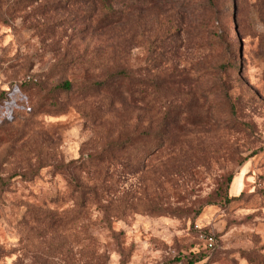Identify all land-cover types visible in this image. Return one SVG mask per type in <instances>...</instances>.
Returning a JSON list of instances; mask_svg holds the SVG:
<instances>
[{"label": "rangeland", "instance_id": "1", "mask_svg": "<svg viewBox=\"0 0 264 264\" xmlns=\"http://www.w3.org/2000/svg\"><path fill=\"white\" fill-rule=\"evenodd\" d=\"M92 1L0 0V264H264V0H215L220 72L185 32L141 43L187 0L116 3L111 32Z\"/></svg>", "mask_w": 264, "mask_h": 264}, {"label": "trees", "instance_id": "2", "mask_svg": "<svg viewBox=\"0 0 264 264\" xmlns=\"http://www.w3.org/2000/svg\"><path fill=\"white\" fill-rule=\"evenodd\" d=\"M93 0L92 2L94 3ZM102 2L101 13L92 20L91 29L96 32L99 29L107 30L111 32L121 21L123 17V10L116 6V3H123L125 0H100ZM164 1V0H162ZM173 1V0H169ZM98 2V1H97ZM144 3L151 6H157L159 0H128L126 8L131 10L134 6L140 5L141 13L144 12ZM201 8H197L196 4H193L187 0L186 6L181 14L167 15L163 14V11L157 12L154 19L156 22V27L153 29V34L145 38V31L143 30V17L141 14L138 16L139 25L141 26L142 32L138 33L141 36L143 43H148L149 45H160V47L152 48L148 47L149 52L153 53L154 50L157 52L158 56H162L163 53L174 52L179 45L177 44L178 38L182 36V33L187 34V38L184 41L186 46H190L194 43L202 46L207 54H204V58L207 57L208 53L215 54L213 69L218 72L224 70L230 64L231 52H232V41L229 39V29L226 28L224 31H219V24L214 26L210 25L211 19H213V14L215 18H220V16L226 13L225 8H221L215 0H202ZM125 10V9H124ZM209 13V15H208ZM137 34V35H138ZM196 35V39L190 38V35ZM137 38V37H136ZM181 45V43H180ZM211 51V53H210ZM206 70V69H205ZM204 70V71H205ZM127 70H121L116 72L113 76H118L120 74H127ZM71 81H65L59 87L61 88H71ZM229 99V95L226 92L224 96ZM181 110V109H179ZM183 113H188L187 119L183 122V129L187 127H196L204 125L205 122L210 123L215 120L213 117H209L206 111L203 116L193 115L188 111H180L179 115ZM179 115H175L173 119L167 118L163 120L160 129L157 132V140L161 137L165 139H171L168 137V126L172 120L176 123L179 119ZM167 139V140H168ZM159 146H162V142ZM228 182H232V177H228ZM214 249V248H212Z\"/></svg>", "mask_w": 264, "mask_h": 264}, {"label": "built area", "instance_id": "3", "mask_svg": "<svg viewBox=\"0 0 264 264\" xmlns=\"http://www.w3.org/2000/svg\"><path fill=\"white\" fill-rule=\"evenodd\" d=\"M200 238L204 241L205 246L209 249L214 248L215 246V237L211 234L200 233Z\"/></svg>", "mask_w": 264, "mask_h": 264}]
</instances>
